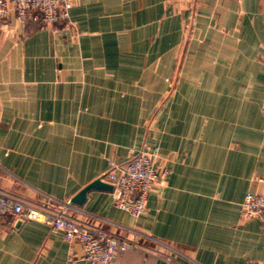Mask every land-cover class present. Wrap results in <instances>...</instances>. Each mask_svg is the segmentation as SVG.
<instances>
[{
    "label": "crops",
    "instance_id": "crops-1",
    "mask_svg": "<svg viewBox=\"0 0 264 264\" xmlns=\"http://www.w3.org/2000/svg\"><path fill=\"white\" fill-rule=\"evenodd\" d=\"M169 173L136 218L91 190L130 148ZM0 189L141 241L113 264L264 263V0H75L54 26H0ZM6 221L9 222V219ZM138 231L140 233H136ZM45 222L0 232V264H86Z\"/></svg>",
    "mask_w": 264,
    "mask_h": 264
},
{
    "label": "built area",
    "instance_id": "built-area-1",
    "mask_svg": "<svg viewBox=\"0 0 264 264\" xmlns=\"http://www.w3.org/2000/svg\"><path fill=\"white\" fill-rule=\"evenodd\" d=\"M74 1L0 0V26L11 17L23 25L37 22L43 26H53L68 18ZM187 2L194 3L195 0ZM129 152L130 157L125 162L110 161V168L102 179L113 185L115 204L139 218L146 213L150 193L170 170L161 161L157 145L146 144L139 150L130 148ZM65 205L52 200L33 201L0 189V232L9 228L15 220L45 222L54 232H62L67 242L80 244L82 259L86 264H113L120 254L128 250L157 254L135 237L110 231L88 218L73 215L69 212L72 204L68 202ZM242 215L246 218L258 217L264 226V193L248 192L242 203ZM66 264H75L73 255L69 256ZM247 264L264 263L250 260Z\"/></svg>",
    "mask_w": 264,
    "mask_h": 264
},
{
    "label": "water",
    "instance_id": "water-1",
    "mask_svg": "<svg viewBox=\"0 0 264 264\" xmlns=\"http://www.w3.org/2000/svg\"><path fill=\"white\" fill-rule=\"evenodd\" d=\"M94 189L113 191V185L103 180L102 177L97 178L96 180L85 186L78 194H76V196L72 198L71 201L78 205H82L87 197V193Z\"/></svg>",
    "mask_w": 264,
    "mask_h": 264
},
{
    "label": "rangeland",
    "instance_id": "rangeland-1",
    "mask_svg": "<svg viewBox=\"0 0 264 264\" xmlns=\"http://www.w3.org/2000/svg\"><path fill=\"white\" fill-rule=\"evenodd\" d=\"M54 26V25H53Z\"/></svg>",
    "mask_w": 264,
    "mask_h": 264
}]
</instances>
